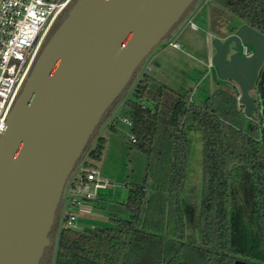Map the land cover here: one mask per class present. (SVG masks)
I'll return each mask as SVG.
<instances>
[{"label":"water","instance_id":"obj_1","mask_svg":"<svg viewBox=\"0 0 264 264\" xmlns=\"http://www.w3.org/2000/svg\"><path fill=\"white\" fill-rule=\"evenodd\" d=\"M72 0L44 41L0 135V264H39L66 182L103 114L194 0ZM68 6V7H69ZM217 77L255 120L264 35L213 39ZM250 47L247 56L239 54Z\"/></svg>","mask_w":264,"mask_h":264},{"label":"trees","instance_id":"obj_2","mask_svg":"<svg viewBox=\"0 0 264 264\" xmlns=\"http://www.w3.org/2000/svg\"><path fill=\"white\" fill-rule=\"evenodd\" d=\"M196 1L170 33L178 28ZM211 1L240 20L241 25L247 24L264 35V0ZM70 7L56 21L46 41ZM140 67L103 114L75 165L85 159L84 166L92 168V163L100 160L105 139L95 138L96 132L122 102L118 113L122 111L123 118L130 121L134 140H128L129 150L144 157L140 180H125L123 184L127 196L118 207L127 217L110 214L108 227L67 229L56 238L59 203L48 234L49 246L39 264H246L231 246V168L249 174L257 205V226L264 242V112L259 98L255 100L253 121L244 116L232 89H216L200 104L191 101L193 91L187 89L183 93L173 92L166 102L162 99L168 91L165 86L158 87L155 97L149 96L151 77L144 72L131 89L132 98L125 99ZM261 72L264 74V66ZM149 101L151 106L145 104ZM189 125L196 126L201 133L198 243L185 239L181 203L191 156L186 132ZM108 129L115 131L111 124ZM101 191L93 202V208L100 210L104 208Z\"/></svg>","mask_w":264,"mask_h":264},{"label":"rangeland","instance_id":"obj_3","mask_svg":"<svg viewBox=\"0 0 264 264\" xmlns=\"http://www.w3.org/2000/svg\"><path fill=\"white\" fill-rule=\"evenodd\" d=\"M188 18L197 26V31L190 29ZM240 25V20L231 17L225 9L211 0H197L178 28L169 32L165 40L145 58L124 98L131 97V89L140 75L145 72L151 77L148 86L151 98L156 96L159 86H165L168 91L162 95V99L166 102L171 100L173 92L183 93L187 89H192L191 101L200 104L214 90H231L232 87L238 99L237 87L230 81L220 80L216 68L211 65V55L214 53L211 41L213 39L223 41ZM173 38L180 45V49L176 50L168 46V42ZM247 49L248 52L252 51L250 47ZM238 52L242 54V48ZM250 96L255 100L259 98L264 112V74L261 70ZM145 104L151 106L150 101ZM121 105L122 102L112 111L95 135V138L102 136L105 139L100 160L92 163V169L98 173L99 179L107 182L106 188L100 192L104 200V208L100 210L92 206L90 213L79 214L76 230H83L86 227H108L110 224L107 219L110 214H118L120 218L127 217L118 207V203L127 196L123 184L125 180L132 182L140 180L144 157L129 150L128 140L131 132L122 122L123 112L118 113ZM110 124L114 126V132L109 131ZM186 132L191 146V156L181 203L185 221V239L187 242L198 243V213L202 187L201 133L193 125L187 126ZM93 143L94 141L92 145ZM231 169V246L241 260L261 264L259 261L261 255H264V242L261 241L257 226V205L253 198L251 180L248 172L243 169L234 170V166Z\"/></svg>","mask_w":264,"mask_h":264},{"label":"built area","instance_id":"obj_4","mask_svg":"<svg viewBox=\"0 0 264 264\" xmlns=\"http://www.w3.org/2000/svg\"><path fill=\"white\" fill-rule=\"evenodd\" d=\"M71 1L0 0V135L6 128L7 115L40 48ZM188 24L191 29L198 30L190 20ZM168 46L180 49L174 41H169ZM250 53L242 47L243 56ZM122 122L130 127L127 118ZM130 140L134 142L132 137ZM84 162L85 159L73 169L66 182L60 200L56 238L63 230L77 228L78 215L91 212L98 192L107 186V182L99 179L94 169L86 168Z\"/></svg>","mask_w":264,"mask_h":264},{"label":"crops","instance_id":"obj_5","mask_svg":"<svg viewBox=\"0 0 264 264\" xmlns=\"http://www.w3.org/2000/svg\"><path fill=\"white\" fill-rule=\"evenodd\" d=\"M188 21H189V18H188ZM187 21V22H188ZM191 21V20H190ZM191 29V28H190ZM192 31H197V30H194V29H191ZM176 34V33H175ZM170 41H174V42H176L175 41V38H173L172 40H170ZM177 50V49H176ZM214 54V53H213ZM212 54V55H213ZM212 55H211V57H212ZM212 65V64H211ZM213 66V65H212ZM214 67V66H213ZM209 68H211V67H209ZM217 71V70H216ZM227 83V82H226ZM229 83V82H228ZM232 85V84H231ZM229 86V85H228ZM233 86V85H232ZM232 90H234V88L232 87ZM262 257L260 258L261 259V261H259V262H261V264H264V255H261ZM244 261H246V260H244ZM246 264H256V263H251L250 261H246L245 262Z\"/></svg>","mask_w":264,"mask_h":264},{"label":"flooded vegetation","instance_id":"obj_6","mask_svg":"<svg viewBox=\"0 0 264 264\" xmlns=\"http://www.w3.org/2000/svg\"><path fill=\"white\" fill-rule=\"evenodd\" d=\"M63 15H64V12H62V13L60 14V16L57 18V20H58V19H61V17H62ZM57 20H56V21H57ZM56 21H55V23H56ZM55 23H54V24H55ZM53 26H54V25H53ZM52 28H53V27H52ZM50 31H51V30H50ZM234 32H235V31H233V33H230V35H228V36L233 35ZM228 36H227V37H228ZM227 37H226V38H227ZM247 48H248V47H247ZM247 50H248V49H247Z\"/></svg>","mask_w":264,"mask_h":264},{"label":"clouds","instance_id":"obj_7","mask_svg":"<svg viewBox=\"0 0 264 264\" xmlns=\"http://www.w3.org/2000/svg\"><path fill=\"white\" fill-rule=\"evenodd\" d=\"M0 130H2V129H0Z\"/></svg>","mask_w":264,"mask_h":264}]
</instances>
